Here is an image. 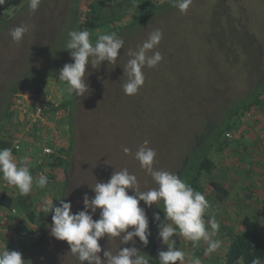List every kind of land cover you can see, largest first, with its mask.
Segmentation results:
<instances>
[{"label": "rangeland", "instance_id": "rangeland-1", "mask_svg": "<svg viewBox=\"0 0 264 264\" xmlns=\"http://www.w3.org/2000/svg\"><path fill=\"white\" fill-rule=\"evenodd\" d=\"M91 1L41 0L33 13L28 0H25L16 11L0 16V135L7 138L12 133L10 130H14L12 135L15 137L12 138L19 140L20 148L17 150L20 157L13 155L17 160L27 157L32 163L31 172L39 161L38 157L44 153L45 144L68 147L71 137L68 124L60 122L61 113L59 116L52 113L46 124L30 122L33 102L30 83L46 77L45 97L57 105L61 104L64 93L67 94L66 87L57 79L58 75H50L59 72L66 63L73 62L69 50L63 48L70 31L84 30L81 25L89 17L87 12L95 6L94 2L90 4ZM128 1L101 0V4L95 6V15L104 19L106 10L118 3L126 5ZM151 1L157 4L155 8L150 9V5H144L142 0L124 22L111 23L107 30L105 27L89 32L94 43L98 34L115 31L123 38L124 46L119 50L115 68L108 66L107 61L102 62L99 69L87 66L91 73L87 76L90 93L82 99L78 97L75 145L63 197L65 201H71L73 213L83 209L85 193L89 197L94 196L90 186L97 181L106 182L114 171L123 168L137 176L141 191L156 187L152 177L135 159L136 151L145 141L157 153L155 169L179 174L187 153L193 148L191 145L204 139L227 106L245 99L264 77V0H192L186 14L174 6V0ZM144 12H147L145 18L140 20ZM133 20L135 23L132 24ZM20 25H26L29 30L16 43L10 31ZM156 29L162 31L163 38L152 51H159L163 59L157 67L142 69L145 84L137 94L125 95L122 85L127 75L123 73L122 66L131 58L128 51L137 50V46ZM11 105L14 112L9 122L6 116ZM6 121L9 126H5ZM238 125L232 139L252 132L263 140L264 114L260 109L247 113ZM3 126L8 129H3ZM125 147L131 150L130 153H124ZM261 148L264 149V143ZM33 152L37 155L33 156ZM243 156L249 163L254 160L246 152ZM258 162L264 165V158L258 157ZM249 166L245 172L248 182ZM34 176L38 178L39 172ZM48 179V186L40 192L34 187L38 211L45 198L54 199L58 205L55 194L60 185L50 184L52 179ZM212 193L209 188L204 193L208 201ZM129 194H132L131 190ZM209 203L211 207L207 214H213L221 230L225 231L230 226L229 231H225L228 238L231 231L255 229L254 218L243 222L235 217V221L231 219L232 223L228 220L230 218L220 220L224 214L220 203ZM140 205L144 206L143 201ZM146 211L152 218L155 204ZM15 213L18 214V210ZM247 213L252 214V211ZM47 215L44 232L35 225L30 235L17 232L13 226L7 230L12 233L8 250L21 252L25 264H46L47 260L51 264H77L69 252L68 243L51 236L52 213ZM98 218L99 210L93 216V219ZM5 231H0V238ZM29 236L40 240L31 243ZM136 239V246L141 249L139 239ZM156 239L159 249L166 250L167 246L160 242L158 235ZM173 239L176 247L185 252V264H190L193 257H201L202 254L198 256L197 252L203 247V241L197 249L182 237L174 235ZM99 243L101 256L104 249L109 248L115 254L120 247L118 238L108 241L105 237ZM126 246H131V242L121 245ZM200 259L202 264H213L211 257L203 255Z\"/></svg>", "mask_w": 264, "mask_h": 264}, {"label": "clouds", "instance_id": "clouds-1", "mask_svg": "<svg viewBox=\"0 0 264 264\" xmlns=\"http://www.w3.org/2000/svg\"><path fill=\"white\" fill-rule=\"evenodd\" d=\"M40 3L41 0H28L30 11L34 13ZM191 3L192 0H174V6L182 14H186ZM28 30L26 25L15 27L10 31L12 40L19 43ZM68 35L69 39L63 49L69 50L73 62L66 63L59 70L57 79L66 84L69 96L82 99L90 93L87 76L91 73L87 71V66L99 69L102 62L107 61L108 66L113 65L115 68L124 40L115 31L98 34L94 43L87 30H73ZM162 38V31L156 29L137 46V50L128 51L131 58L122 66L123 73L127 75V80L122 85L125 95L137 94L145 84L142 69L157 67L162 61V54L152 51ZM147 145L148 141H145L138 148L135 159L152 177L156 187L141 191L137 176L123 168L114 171L106 182L97 181L94 186H90L94 196L89 197L85 193L83 209L76 213L72 212L71 201H65L61 197L55 198L59 201L58 205L52 198H45L41 202L38 215L41 212L45 215L52 213L50 234L57 240L68 243L69 252L77 264H150V255L142 254L141 249L136 246V238L144 247L149 244L152 233L146 209L154 204L163 210V218L159 212L153 213V222L157 223L160 242L167 246L166 250L158 252L159 264H185V252L176 247L174 235L191 242L193 248L198 247L197 249L202 241L205 242V257L221 248L222 242L216 239L220 230L219 222L214 217L205 221V215L211 207L206 196L177 174L155 169L157 153ZM123 151L128 154L131 150L125 147ZM31 167L32 163L27 157L17 160L12 149L0 148V179L17 189L20 196H28L34 187L43 189L49 184L43 171H39L38 178H34ZM129 190L132 194H129ZM141 201L144 203L143 207L140 205ZM161 203L163 207H160ZM97 210L99 218L93 219ZM105 237L108 241L119 239L120 247L115 254L107 248L103 250V256L100 255L102 246L99 241ZM129 242L131 246L121 247ZM25 261L19 251H9L6 247L0 252V264H25ZM190 264H202V261L199 257H193ZM251 264H262L260 257H254Z\"/></svg>", "mask_w": 264, "mask_h": 264}, {"label": "trees", "instance_id": "trees-1", "mask_svg": "<svg viewBox=\"0 0 264 264\" xmlns=\"http://www.w3.org/2000/svg\"><path fill=\"white\" fill-rule=\"evenodd\" d=\"M24 1L25 0H3V2L0 3V15L4 16L5 13L14 6L17 8L20 7ZM106 1L111 2L112 0ZM141 1L142 0H129L126 5L118 3L109 8V10H106V17L103 19L100 18L99 15H95V6L97 7L98 4L100 5L101 0H93L90 4L94 2L95 6L93 8V6L91 7L89 4V7H91L89 12H87V16L89 17L83 21L81 28L83 26L84 30L89 32L95 31L97 28L103 29L105 27L107 30L111 23L124 22V19L136 10V4L139 2L141 3ZM146 3L150 5V9L157 6V4L151 0H144V5ZM146 14L147 12H144L140 20L145 18ZM84 15H86V13H84ZM133 23H135L134 20L132 24ZM57 73L59 74L58 71H55L50 76L58 75ZM45 80L39 79V81L37 80L30 83L33 106L36 102H42L45 98L46 94L43 89L46 82ZM62 83L66 87V84L64 82ZM77 103L78 97L69 96L65 93L60 105L55 104L49 99V109H51V111L53 110L55 113H61L59 117L60 122L68 124L71 143L68 147H60L52 143H47V145L54 149L53 153H42V156L39 157V161L36 166H33V171L31 172L35 178L34 175L37 171H43L44 175L52 179L50 184L54 182L60 185L58 193L55 194V198L61 197V199H63L69 179L68 169L71 166V153L75 145L74 129ZM255 108L260 109L264 114V77L261 78V81H259L257 86L253 88L245 99L235 105L227 106L223 111L221 119L213 124V129L209 131L204 139H200L198 140L199 142L196 141L195 145H191L193 148L187 153L183 167L179 170V174L177 175L191 185L196 191H200L204 194L208 188H211L213 189L212 195L221 201H226L230 192L224 184L215 179L214 172L218 168V161L224 157L223 154L232 148L233 139L228 136V134L235 133L236 129L239 128L238 124H241V118L247 113L252 112ZM7 111L6 119L10 122L14 112L12 105L8 107ZM8 121H6L5 126H9ZM5 126H3V129H6ZM10 131L12 133L7 135V138L0 135V148H10L13 154L20 157L19 150L14 147L12 140V137H14V135H12L14 130ZM242 145L245 149L247 148L245 144ZM235 149H237L238 152L241 151L239 146ZM36 155V152H33V156ZM243 157L245 159V156ZM38 192H40V189H38ZM34 193L35 190L33 189L28 196H20L17 189L7 184L4 185V181L0 179V208L10 211L13 214L14 229L19 233L32 234L34 232L33 225L38 227L41 232H44L46 229L45 222L49 217L47 218L48 215H45L43 212L38 215L37 195ZM56 201L59 203L57 199ZM160 207H163L162 203ZM15 210H18V214L15 213ZM155 212H159L161 218H163V210L156 205L154 213ZM149 227L152 233L149 237V244L147 247H144L140 243L141 252L142 254L150 255V264H159L158 252L160 249L156 239L158 228L157 223L153 222V215L152 218L149 217ZM30 239L31 243L40 240V238L36 236H31ZM228 240V250L219 264H251L252 259L257 256L260 257L262 264H264V235L261 230L253 229L247 232L237 231L234 233L231 231ZM202 250L203 249H200L197 252L198 256L202 254ZM177 264H179V262H177Z\"/></svg>", "mask_w": 264, "mask_h": 264}, {"label": "crops", "instance_id": "crops-1", "mask_svg": "<svg viewBox=\"0 0 264 264\" xmlns=\"http://www.w3.org/2000/svg\"><path fill=\"white\" fill-rule=\"evenodd\" d=\"M254 130H256V132L258 131L256 128ZM262 143H264V137L263 140H261L259 135L252 132H248V134L240 138L239 136H236L233 139L232 148L229 152L232 154L228 155V152L223 154L225 156L218 161V168L214 172L215 179L219 180L220 183L224 184V186L229 190V196L226 198V201H221L212 195L211 198H209V202L216 201L217 203H220L221 208H223L222 211L224 212V214H221L220 217L222 218L220 220L226 221L230 218L228 220L232 223V220H234L235 217L236 220L238 219V221L241 220L243 222L250 221L254 218L253 220L256 221L254 228L261 230L264 235V165L258 164V157L264 158V149L261 148ZM242 144H245L247 148L245 149ZM238 146L241 149L239 152L235 149ZM243 151L247 153L248 157H252L255 161L252 160L251 163H249L246 159H241ZM248 166L251 170L249 182L246 180L245 176ZM209 189L212 192L213 189ZM247 211H252V214H248ZM242 216H246L244 218H247V220L241 218ZM206 217H208V220L213 217V214L206 213L205 219ZM13 219V214L10 211L0 208V231L6 230L2 233L0 238V252L4 250V247H10L12 242V233L7 230L13 229ZM221 226H224V224H221ZM229 228L230 226H228L225 231H229ZM225 231L220 228L218 233L219 236H217L216 239H219L222 242V246L216 253L209 256L212 258L213 264H219L228 250L227 246L229 244V240ZM206 246V243L203 242V247H201L203 250L200 258L203 257L204 248ZM225 247H227V249ZM210 261L211 260L208 262Z\"/></svg>", "mask_w": 264, "mask_h": 264}, {"label": "built area", "instance_id": "built-area-1", "mask_svg": "<svg viewBox=\"0 0 264 264\" xmlns=\"http://www.w3.org/2000/svg\"><path fill=\"white\" fill-rule=\"evenodd\" d=\"M30 97H32V94ZM32 104H33V102H32ZM32 104H31V106L33 108H32V113H31V116L29 117V120L34 125L46 124L48 119H49V116L52 113L59 116V112L55 113V112H53V110L51 111V109H49V98H47V97H45L42 102L41 101L36 102L34 106ZM228 136L231 137L232 134L229 133ZM13 142H14L15 148H17V149L20 148V144H19L18 139L15 138L13 140ZM45 145H47V144H45ZM43 150L45 153H53V151H54V149L51 148L49 145L44 146Z\"/></svg>", "mask_w": 264, "mask_h": 264}, {"label": "water", "instance_id": "water-1", "mask_svg": "<svg viewBox=\"0 0 264 264\" xmlns=\"http://www.w3.org/2000/svg\"><path fill=\"white\" fill-rule=\"evenodd\" d=\"M16 9H17L16 6L12 7L8 12L5 13V15H9V14H11L12 12L16 11ZM19 84H20V83H19Z\"/></svg>", "mask_w": 264, "mask_h": 264}, {"label": "flooded vegetation", "instance_id": "flooded-vegetation-1", "mask_svg": "<svg viewBox=\"0 0 264 264\" xmlns=\"http://www.w3.org/2000/svg\"><path fill=\"white\" fill-rule=\"evenodd\" d=\"M22 82H20L19 87L21 88ZM55 263V262H54ZM46 264H51L50 260H47Z\"/></svg>", "mask_w": 264, "mask_h": 264}]
</instances>
